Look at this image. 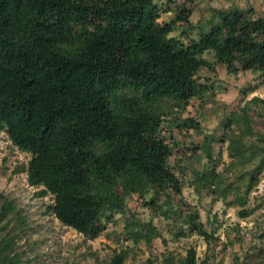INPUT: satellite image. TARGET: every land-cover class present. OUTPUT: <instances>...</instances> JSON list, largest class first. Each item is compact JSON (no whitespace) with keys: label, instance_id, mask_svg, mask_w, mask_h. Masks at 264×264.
I'll use <instances>...</instances> for the list:
<instances>
[{"label":"trees","instance_id":"trees-1","mask_svg":"<svg viewBox=\"0 0 264 264\" xmlns=\"http://www.w3.org/2000/svg\"><path fill=\"white\" fill-rule=\"evenodd\" d=\"M182 1L0 0V133L30 155L27 184L40 189L38 197H51L47 214L85 239L100 237L104 222L127 208L128 195L152 217L176 214L170 203L182 182L171 156L178 148L175 135L164 132L175 126L203 136L194 117L177 116L210 88L199 76L214 70L207 55L229 75L251 72L264 85V9H211L205 30L194 27ZM170 4L173 17L162 19ZM250 112L262 117L264 99L253 97L230 114L247 136ZM253 138L251 144L234 141L232 151L242 158L247 153L246 162L257 154V175L264 167V132ZM214 142V135L204 136L207 158ZM247 174L244 189L230 186L222 196L232 191L233 202L245 206L257 183ZM217 177L197 176L212 194ZM131 213L127 241L160 238L152 220ZM184 218L188 233H174L176 239L216 240L196 210L184 211ZM25 225L14 202L0 196V264H20L15 248ZM127 255L120 251L112 264H124ZM163 264L199 263L189 249L180 261L165 255Z\"/></svg>","mask_w":264,"mask_h":264},{"label":"rangeland","instance_id":"rangeland-1","mask_svg":"<svg viewBox=\"0 0 264 264\" xmlns=\"http://www.w3.org/2000/svg\"><path fill=\"white\" fill-rule=\"evenodd\" d=\"M154 1L163 5L166 3V0ZM231 5L251 8L255 14L264 9L261 0L186 2L187 8L192 10L191 23L194 27L204 26L205 30L212 20L211 9H225ZM174 13L175 5L170 4L168 13L162 15V19L171 18ZM214 22L217 20L214 19ZM206 58L214 63V70L203 69L199 76L200 82L210 88L201 97L192 99L178 116L177 112L171 115L172 118L177 116L182 119L194 117L200 123L203 136L195 137L192 130L178 132L175 126L170 130L166 127L164 132L165 135L169 131L175 135L173 142L178 150L171 157L182 182L181 195L173 196L170 203L176 214H170L168 220L152 217L150 211L139 205L137 196L128 195L127 208L124 207L122 214H115L104 222L100 237L85 239L76 231L62 226L53 215L47 214L51 197H38L36 194L40 189L27 184L26 167L30 155L16 148L5 133H0V196L14 202L26 224L25 234L15 248L20 264H112L113 257L122 250L128 252L124 264H163L165 255L180 261L189 249L196 251L199 264H264V167L256 175L253 171L259 163V156L256 154L246 162L247 153L242 158L244 153L235 157L232 151L234 141L251 144L256 133L264 132V115L260 117L250 112L253 131L248 136L242 134L232 120L230 122V114L245 106L253 97L264 99V85L257 74L229 75L225 67L216 64L211 56ZM207 135H214L217 139L212 144L211 158L203 153L204 136ZM248 171L257 183L248 196L247 204L239 206L233 202L232 191L226 197L220 191L230 186L244 189ZM212 172L218 175V182L212 185L215 194L206 190L202 180L197 178ZM190 210L198 212L202 223L210 224L208 230H215L213 236L216 240L211 245L192 234L179 239L173 236L186 230L184 211ZM130 211L141 222L152 220L160 238L153 239L149 244L143 240L137 244L127 241L124 226L127 217L132 215ZM241 211H246L248 215L242 217Z\"/></svg>","mask_w":264,"mask_h":264}]
</instances>
